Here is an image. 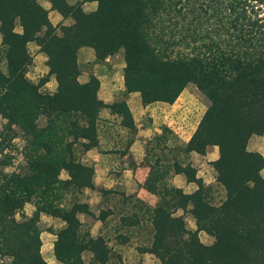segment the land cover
I'll list each match as a JSON object with an SVG mask.
<instances>
[{
  "label": "trees",
  "instance_id": "16d2710c",
  "mask_svg": "<svg viewBox=\"0 0 264 264\" xmlns=\"http://www.w3.org/2000/svg\"><path fill=\"white\" fill-rule=\"evenodd\" d=\"M46 1L73 23L53 26L38 0H0V56L6 64V72L0 71V117L8 121L9 141L17 138L14 127L22 134L28 163L0 189V235L17 236L22 247L20 263L8 264H46L37 213L20 229L12 216L51 192L56 164L48 156L61 123L81 133L70 117L90 115L98 105L95 82L76 81L75 54L82 47L94 49L98 59L121 53L124 85L145 104L172 103L189 84L209 102L191 143L198 151L218 147L214 169L225 198L213 206L201 189L189 198L194 232L158 210L151 248L156 257L162 264H264V159L246 150L251 135L264 134V0H85L97 3L91 13L67 0ZM32 42L58 82L53 95L25 77ZM44 204L37 211L48 212ZM199 232L214 242L202 244ZM5 248L0 241V254H9Z\"/></svg>",
  "mask_w": 264,
  "mask_h": 264
},
{
  "label": "crops",
  "instance_id": "0c3cea01",
  "mask_svg": "<svg viewBox=\"0 0 264 264\" xmlns=\"http://www.w3.org/2000/svg\"><path fill=\"white\" fill-rule=\"evenodd\" d=\"M41 5L54 26L65 24L50 5ZM93 6L84 4L90 12ZM30 52L26 79L43 93H57L45 54L37 46ZM75 58L76 81L95 82L98 105L90 115L70 117L81 133L61 123L63 131L52 140L48 156L56 164L52 190L44 201L31 200L21 211L28 218L37 213L39 251L46 264H162L151 251L156 212L180 219L194 232L189 198L201 189L208 203L218 205L214 164L219 149L209 145L198 151L191 143L208 106L187 87L172 103L145 104L138 92L127 91L120 54L98 59L94 49L82 47ZM39 124L45 125V119ZM249 143L248 150L255 152ZM260 175L264 178V167ZM44 203L49 211H37ZM198 238L211 244L204 232Z\"/></svg>",
  "mask_w": 264,
  "mask_h": 264
},
{
  "label": "rangeland",
  "instance_id": "374dc122",
  "mask_svg": "<svg viewBox=\"0 0 264 264\" xmlns=\"http://www.w3.org/2000/svg\"><path fill=\"white\" fill-rule=\"evenodd\" d=\"M84 1L85 0H67V3L70 6H76V5L81 6V9L85 13H91V12L96 10V8H97L96 2H93V5H94L93 7L95 8V10L90 12L89 9L84 8V4L85 3H92V2H90V1L84 2ZM44 2L47 3V5H50V7H51V4L49 3V1L38 0V3L40 5H41V3H44ZM41 6L43 7V5H41ZM48 18H49V12H48ZM64 21H65L64 22L65 24H63V25H66V26L73 23V21L70 18H66V19H64ZM56 26H61V24H58ZM16 31L17 32L21 31V29L18 25L16 26ZM1 41H2V37L0 34V50H1ZM27 46H28V51L30 52V46H36V45H35V43L32 42V43H29ZM119 54L121 55V53H119ZM2 57L0 56V71L5 73L6 72V64H5V61ZM121 57H122V55H121ZM90 85L92 86V88H94V85L92 82ZM187 88L195 90L196 92H198V94H199L201 100L204 102V104L206 106H209V102H208L207 98L202 93H200V91L194 85L189 84V85H187ZM77 90L79 91L80 89H77ZM73 96H74V93L71 97H73ZM7 126H8V121L0 117V132L3 133V135H5V138L0 139V189L4 185V183L6 182L7 177H9L11 175H16V177H20L21 173L26 170L27 165H28V163L24 157L25 142L22 139V134L20 133V131L18 130L17 127H14L16 134H17V138L14 139L12 142L9 141L8 137H7V130H6ZM258 136L264 137V134H260V135L259 134H253V135H251L250 138L248 139L246 150L248 152H251V153H258L264 159V139H262ZM249 141H250V143H249ZM248 143H249V147L251 149H253L255 152L248 150ZM261 177H263V176H261ZM218 187H219V189H218L219 198H218V200L216 199V201H215L216 204H220V202H222L225 198V193H224L223 189L219 185H218ZM32 199L34 200V198H32ZM30 218L31 217L28 218L26 215H24V213H22L21 210L15 212L14 215L12 216L14 224L16 226H19L18 229L22 228V225L25 223L29 224L28 219H30ZM37 228H38V226H37ZM8 240L9 239L6 237V235L5 236L0 235L1 243H3V245L9 251V254H6V253L0 254V264H8V263H12L13 261H17V263H20V260L17 259L18 254H19L17 252H18V250L22 249V247L20 246V241H21L20 238H18L17 236H14V237H11V240H9V241ZM213 242H214V239L212 238L211 244ZM211 244H209V245H211ZM12 246L14 247V251L9 250V248H11ZM39 249H40V247H39ZM21 257H23V256H21Z\"/></svg>",
  "mask_w": 264,
  "mask_h": 264
}]
</instances>
